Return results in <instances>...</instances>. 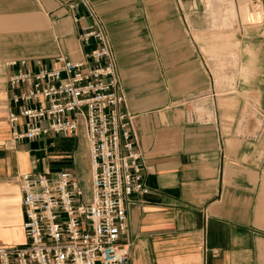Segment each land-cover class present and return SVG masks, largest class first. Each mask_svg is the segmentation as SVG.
Segmentation results:
<instances>
[{"label": "crops", "instance_id": "0c3cea01", "mask_svg": "<svg viewBox=\"0 0 264 264\" xmlns=\"http://www.w3.org/2000/svg\"><path fill=\"white\" fill-rule=\"evenodd\" d=\"M89 1L107 21L114 3L122 0ZM74 2L0 0L5 121L14 93L7 84L13 71L7 60L24 58L36 69L45 63L38 53L43 41H49L53 54L59 33L72 37L73 42L63 43L69 60L82 61L90 52L80 39L82 55L75 48L81 29L92 21L74 24L73 14H87L83 6L72 10ZM210 2H226L228 11L232 6V0ZM108 31L125 88V109L137 117L149 189L130 196L128 233L121 238L130 264H264V58L250 65L242 54L237 69L228 73L230 80L219 88L185 39L156 63L154 51L135 57L134 46L115 45ZM10 131L9 124L0 126V246L25 242L20 174L72 172L89 193L76 138L51 134L14 142Z\"/></svg>", "mask_w": 264, "mask_h": 264}, {"label": "built area", "instance_id": "2783aa9c", "mask_svg": "<svg viewBox=\"0 0 264 264\" xmlns=\"http://www.w3.org/2000/svg\"><path fill=\"white\" fill-rule=\"evenodd\" d=\"M80 41L90 52L83 61L60 56L33 69L26 59L6 63L13 94L7 113L14 142L54 134L85 136L90 144L91 194L68 171L22 173L18 186L25 242L0 246V264H130L121 238L128 233L133 193L147 194L136 116L126 105L124 84L107 29L89 0ZM22 128V130H20Z\"/></svg>", "mask_w": 264, "mask_h": 264}, {"label": "rangeland", "instance_id": "374dc122", "mask_svg": "<svg viewBox=\"0 0 264 264\" xmlns=\"http://www.w3.org/2000/svg\"><path fill=\"white\" fill-rule=\"evenodd\" d=\"M239 1L242 2L233 0L231 2L233 8L228 11L226 2L219 6L217 3L211 4L210 0H198L197 2L183 0L180 3L179 0H122L114 3V10L111 11L109 20L107 19L110 26L89 2L104 23L108 34V29H110V33H113L115 45L134 46L135 57L144 55L145 58L148 52L154 51L156 63H159L162 62L163 55L171 52L172 44H177L185 39L194 51L195 58L203 61L204 70L210 76H214L216 83L218 82L217 85L221 88L226 81L230 80L228 73L236 70L239 66L242 54L245 55L246 63L250 65L254 64L256 60L264 58V51L261 50L264 48V14L260 22L247 21L246 16L248 18L256 17L257 14L250 12V6L247 8L248 10L242 8L245 10L243 13L242 4L240 5ZM243 1H246L243 2L246 3V6L256 2L262 5L260 0ZM77 3L74 2L73 5ZM215 7L217 8L214 10ZM211 15L214 16L218 25L214 24ZM71 39L70 35L59 33L56 38L57 50H54L53 54H50L48 40L43 41L42 48L38 53L41 54L42 59H45V63L51 64L60 56L67 57L69 53L64 50L63 43L73 42ZM79 39L80 37H78V42L76 41L75 48L82 55ZM169 40H174V42ZM222 44H226L228 47L221 48ZM243 48L246 50L244 51ZM84 55L86 57V53ZM14 59H9L7 62ZM138 69L142 70V68ZM247 69L246 74H248ZM249 69L254 71V68ZM2 72L0 69V126L8 124L5 121V94L1 86ZM160 82H163V77H160ZM76 139L79 143L77 160L80 170H84L81 177L91 194L93 169L90 144L85 136Z\"/></svg>", "mask_w": 264, "mask_h": 264}, {"label": "bare ground", "instance_id": "6f19581e", "mask_svg": "<svg viewBox=\"0 0 264 264\" xmlns=\"http://www.w3.org/2000/svg\"><path fill=\"white\" fill-rule=\"evenodd\" d=\"M242 1V0H241ZM232 2H233V0H232ZM256 2V1H255ZM241 4H242V7H241V9L243 8V9H247L249 6H250V8H249V10H250V12H256V14H257V16L255 17V16H253V17H250V18H248V16H246L247 17V21H250L251 23H255V22H257V21H261V19H262V17H263V12H262V8H261V5L259 4V3H255V4H251V5H247L246 6V3H243V2H241ZM259 4V5H258ZM230 9L231 8H233L232 6H228ZM240 9V10H241ZM242 9V10H243ZM234 10V9H233ZM241 10V11H242ZM248 10V9H247ZM245 12V10H243V13ZM242 13V12H241ZM243 15V14H242ZM246 15V14H245Z\"/></svg>", "mask_w": 264, "mask_h": 264}]
</instances>
